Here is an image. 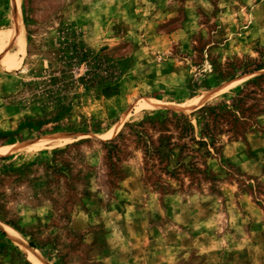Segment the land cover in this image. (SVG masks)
<instances>
[{
	"label": "rangeland",
	"instance_id": "1",
	"mask_svg": "<svg viewBox=\"0 0 264 264\" xmlns=\"http://www.w3.org/2000/svg\"><path fill=\"white\" fill-rule=\"evenodd\" d=\"M17 6L0 0V264L29 262L23 246L46 264H264V0ZM223 87L183 133L179 107Z\"/></svg>",
	"mask_w": 264,
	"mask_h": 264
},
{
	"label": "bare ground",
	"instance_id": "2",
	"mask_svg": "<svg viewBox=\"0 0 264 264\" xmlns=\"http://www.w3.org/2000/svg\"><path fill=\"white\" fill-rule=\"evenodd\" d=\"M15 5L17 6V0H15ZM18 8V6H17ZM17 20L19 21V9H18V15H17ZM19 27H21L20 24H18ZM22 29V27H21ZM21 38H22V43L25 42L24 40V36L21 34ZM2 62L6 63V66L9 70H16L21 66V62L18 59H14V60H8V59H1ZM228 87V86H226ZM223 87L221 89L209 92V93H204L200 96H197L196 98H194L193 100H191L190 102L183 104L179 107V109L183 112L186 113H191L194 112L198 109L203 108L211 99L217 97L220 93H222L223 91H226L225 88ZM161 105V103H159L156 100L150 101L148 103H146V106L150 107V108H156L159 107ZM50 140H45L42 142H39L37 144L31 145V146H24V147H20L17 146L15 148L20 149L22 151H39L42 150L44 148H46L48 146V144L50 143ZM23 248L26 250L27 252V258L29 260L30 263L32 264H46L45 261L34 251H32L31 249L23 246Z\"/></svg>",
	"mask_w": 264,
	"mask_h": 264
},
{
	"label": "trees",
	"instance_id": "3",
	"mask_svg": "<svg viewBox=\"0 0 264 264\" xmlns=\"http://www.w3.org/2000/svg\"><path fill=\"white\" fill-rule=\"evenodd\" d=\"M262 68H264L263 65H262V66H258V67L255 69V71L260 70V69H262ZM261 78H264V75L259 76L257 79H261ZM116 90H117V89H114V91H116ZM209 105H210V106H216L217 104H209ZM207 107H208V106H205V107H203V108H201V109L195 111L193 114H191V115H189V116H184V115H182V117H184V119H185V121H186V123H187V128H184V129H183V133H187V132H189V131H193V129H192L191 125H190L191 118L196 117V115H197L198 113H201L202 111H204L205 109H207ZM205 135L208 136L209 134H205ZM162 145H163V144H162ZM204 145H207V143L204 142ZM31 247H32L33 249H36V248H37L34 244H31ZM25 264H31V263H30V262H25Z\"/></svg>",
	"mask_w": 264,
	"mask_h": 264
},
{
	"label": "crops",
	"instance_id": "4",
	"mask_svg": "<svg viewBox=\"0 0 264 264\" xmlns=\"http://www.w3.org/2000/svg\"><path fill=\"white\" fill-rule=\"evenodd\" d=\"M0 33H3V32H0ZM8 41H9V42H11V41L13 42V41H14L15 44H16V46H17L18 43H19L18 40H5L4 42L1 43V45L5 44V45L8 47V46H9V45L7 44ZM17 47H18V46H17ZM0 147H1V148H4L5 145H0ZM13 147H14V146L10 147V149H11V150H14ZM2 154L6 155L5 153H2Z\"/></svg>",
	"mask_w": 264,
	"mask_h": 264
}]
</instances>
